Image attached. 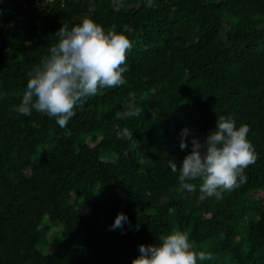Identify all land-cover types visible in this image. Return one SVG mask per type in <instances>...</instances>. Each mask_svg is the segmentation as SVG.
Wrapping results in <instances>:
<instances>
[{"label": "trees", "instance_id": "trees-1", "mask_svg": "<svg viewBox=\"0 0 264 264\" xmlns=\"http://www.w3.org/2000/svg\"><path fill=\"white\" fill-rule=\"evenodd\" d=\"M0 20V264H131L140 244L188 233L197 264H264V0H52ZM90 17L124 33L120 87L99 90L64 127L17 112L29 73L69 28ZM129 103L132 118H117ZM249 128L246 182L199 199L179 187L192 137L220 115ZM124 128L130 138L118 136ZM189 147L179 148L181 129ZM123 212L124 230H110ZM51 234V238L48 235Z\"/></svg>", "mask_w": 264, "mask_h": 264}, {"label": "clouds", "instance_id": "clouds-1", "mask_svg": "<svg viewBox=\"0 0 264 264\" xmlns=\"http://www.w3.org/2000/svg\"><path fill=\"white\" fill-rule=\"evenodd\" d=\"M58 40L48 49L47 55L29 73L17 112L28 116L35 110L55 118L64 127L74 116V108L87 99L95 97L104 88L120 87L125 83L123 73L126 51L131 49L130 39L121 32L107 31L90 17L79 24L62 25L56 32ZM139 109L129 103L126 110L118 112L117 118H132ZM249 128L237 126L232 115H220L215 126L205 138L192 137L190 151L179 166L169 159L168 168L178 171L179 187L191 193L196 190L192 181L199 180V199L221 198V192L231 191L246 182L243 169L256 160L255 149L247 139ZM188 128L181 129L179 148L189 147L186 137ZM118 136L130 138L133 133L124 128ZM128 216L118 212L110 230H124ZM139 255L131 264H197L209 260L203 250L195 251L188 233L173 230L162 235L159 242L138 246Z\"/></svg>", "mask_w": 264, "mask_h": 264}, {"label": "built area", "instance_id": "built-area-1", "mask_svg": "<svg viewBox=\"0 0 264 264\" xmlns=\"http://www.w3.org/2000/svg\"><path fill=\"white\" fill-rule=\"evenodd\" d=\"M14 0H0V20L3 18V11H2V5ZM52 0H19V2L22 3L23 6V16L28 15L30 12L36 9V6L39 5L40 2H42L44 5H47ZM35 8V9H34ZM35 12V11H33Z\"/></svg>", "mask_w": 264, "mask_h": 264}, {"label": "rangeland", "instance_id": "rangeland-1", "mask_svg": "<svg viewBox=\"0 0 264 264\" xmlns=\"http://www.w3.org/2000/svg\"><path fill=\"white\" fill-rule=\"evenodd\" d=\"M50 235H51V234H49V235H48V238H49V239L51 238V236H50Z\"/></svg>", "mask_w": 264, "mask_h": 264}]
</instances>
